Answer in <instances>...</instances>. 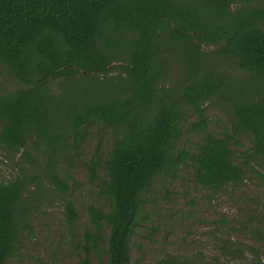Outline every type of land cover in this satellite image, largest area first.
<instances>
[{
  "label": "trees",
  "instance_id": "trees-1",
  "mask_svg": "<svg viewBox=\"0 0 264 264\" xmlns=\"http://www.w3.org/2000/svg\"><path fill=\"white\" fill-rule=\"evenodd\" d=\"M254 2L0 0V67L17 83L12 90L0 84V146L33 167L41 165L38 154L44 158L41 178L29 179L24 164L15 177H0V264L17 252L22 230H31L42 180L72 195L59 169L80 154L94 125L113 131L107 153L96 150L87 165L109 208L88 206L79 264L94 256L105 257L104 264H134L132 237L149 212L154 184L177 177L183 166L211 192L243 183L249 172L264 182L254 166H264V2ZM181 43L188 46L181 54L198 69L171 79L169 45ZM231 70L247 73L258 88L235 94ZM105 78L114 90L64 107L68 85ZM216 97L229 113L221 133L210 130L206 114ZM190 134L200 136L194 149L186 144ZM244 136L251 145L239 162ZM64 210L73 229L72 198ZM221 256L211 264H264L254 246L229 239L221 242Z\"/></svg>",
  "mask_w": 264,
  "mask_h": 264
},
{
  "label": "rangeland",
  "instance_id": "rangeland-1",
  "mask_svg": "<svg viewBox=\"0 0 264 264\" xmlns=\"http://www.w3.org/2000/svg\"><path fill=\"white\" fill-rule=\"evenodd\" d=\"M199 4L201 0H184ZM264 0H255L254 5ZM211 49L212 46H204ZM183 49L184 43L169 45L167 63L168 75L171 79L179 73L185 78L198 69L197 63L190 64ZM120 53V52H119ZM232 65V61L227 62ZM4 67V66H3ZM0 67V84L12 90L17 83L4 68ZM219 71L220 68H219ZM232 77L231 91L237 95L248 96L259 83L247 73L230 71ZM114 81L109 79H86L76 87L68 85L65 94V108H69L75 99H94L100 92H109ZM56 88V86H53ZM73 88V89H72ZM3 89V88H2ZM223 101L216 97L206 103V114L210 122V130L221 133L224 126H230L229 113L220 104ZM62 117V116H60ZM112 129L103 126H91L86 133L80 154L66 160L60 166V175L68 185L65 195L56 190L45 179L40 186L41 199L38 208L31 218V230L21 232L17 252L7 264H79L81 253L78 243L86 226L90 225L88 206H96L107 210L109 202L99 195V181L92 180L88 170L91 155L98 150L104 156L112 143ZM187 147L194 149L200 136L188 135ZM242 146L237 149V160L242 161L241 150L250 148L248 137H241ZM185 143L183 139L181 145ZM37 159L41 165L26 163L21 154L9 152L0 146V177L7 181L15 177L26 167L25 175L41 178L44 175L43 159ZM259 171L264 166L254 162ZM101 177L105 171L99 169ZM177 177L157 179L154 184V195H151L149 212L146 219L141 220L132 237V256L134 264H211L221 256V242L225 239L252 245L260 251L264 261V182L255 173H248L247 179L239 185H230L216 192H211L195 180L193 168L183 166L177 171ZM32 179V186L36 183ZM72 198L78 219L70 228L64 210L65 198ZM104 236L108 235L105 228ZM224 260V258H222ZM250 260V259H249ZM106 258L93 257L91 264H104Z\"/></svg>",
  "mask_w": 264,
  "mask_h": 264
}]
</instances>
